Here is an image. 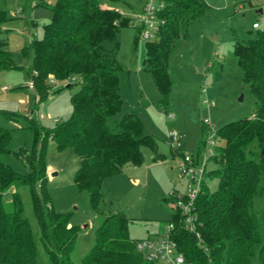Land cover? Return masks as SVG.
<instances>
[{
  "label": "trees",
  "instance_id": "1",
  "mask_svg": "<svg viewBox=\"0 0 264 264\" xmlns=\"http://www.w3.org/2000/svg\"><path fill=\"white\" fill-rule=\"evenodd\" d=\"M101 1L56 0L50 7L53 18L45 24L44 38L34 39L28 47L33 51L37 106L47 98L51 78L59 82L80 78V82L72 94L73 109L67 119L50 129L34 119L29 121L35 134L34 147L15 152L29 171L20 172L2 159L10 151L12 130L0 125V264H39L32 226L23 215L21 188L29 191L39 226L38 238L49 264H75L73 253L79 227L70 223V214L56 212L48 196L42 198L39 193L47 181L45 155L49 138L58 150L71 148L79 156L75 183L89 193L100 213L105 178L118 174L129 163L142 164L144 146L156 153L155 138L145 132L137 114L129 113L117 121V131L109 127L108 119L123 104L121 65L109 56L103 42L117 43V34L132 18ZM162 1L163 23L156 39L146 42L144 63L160 93V106L166 109L173 84L170 55L180 40L190 38L191 23L203 17L210 6L206 0ZM6 19L7 12L0 8V24ZM7 46L8 41L0 39V73L18 68ZM234 53L243 70V80L256 97L257 108L250 117L229 122L217 131L223 141L214 159L219 168L209 170L205 176L218 177V188L210 190L205 180L196 201L201 243L182 227L174 208L171 221L179 250L194 264H264V207L257 209L255 205L257 197L264 198V29L237 42ZM0 113L6 120L22 117L9 111ZM199 150L200 147L197 154ZM168 199L174 203L172 196ZM129 225L130 219L123 213L105 215L81 264H156L137 250Z\"/></svg>",
  "mask_w": 264,
  "mask_h": 264
},
{
  "label": "rangeland",
  "instance_id": "2",
  "mask_svg": "<svg viewBox=\"0 0 264 264\" xmlns=\"http://www.w3.org/2000/svg\"><path fill=\"white\" fill-rule=\"evenodd\" d=\"M162 0H158V3ZM206 14L190 25V38L180 40L169 58L172 89L166 109L160 106V93L152 73L146 68V40L139 37L140 13L146 0H102L103 4L120 9L132 18L117 34V43L105 40L103 46L110 57L121 65L119 71L121 110L108 119L117 131V121L129 113L143 121L145 132L157 143L156 153L143 147L140 165L127 164L118 174L105 178L103 213L94 208L87 191L75 183L79 156L71 149L58 150L53 139L46 145L47 181L40 187L42 198L48 196L56 212L70 214V223L79 227L73 259H81L94 243L95 230L105 215L120 212L130 219V236L138 240L162 235L172 220L174 204L168 198L187 193L189 175L181 169L184 155L203 158L205 147L210 158L207 170L219 168L215 157L223 141L216 133L215 143L204 145L208 129H218L234 120L250 117L257 108L256 97L243 80V70L234 53L237 42L255 36L264 29V0H206ZM56 0H0L7 19L0 24V39L8 41L16 69L0 73V110L21 114L17 120H6L0 113V125L12 130L9 152L2 159L20 172L30 170L15 154L20 148L34 147L35 134L29 128L34 119L47 129L67 119L72 112V94L78 90L80 78L70 82L48 81L47 98L36 105L37 91L33 82V51L28 48L34 39L45 36V24L53 18L51 6ZM259 9L263 13L258 12ZM254 23L259 28L253 27ZM141 68V69H140ZM73 84L71 87L67 85ZM34 86V85H33ZM61 88V89H60ZM60 89V90H59ZM172 112L174 117H169ZM208 120L209 123H206ZM176 132L173 141L169 133ZM200 147V152L197 150ZM219 178H207L210 190L218 188ZM25 209L23 215L31 223L38 247L39 264H49L39 240L38 221L30 194L21 188ZM10 193L7 198L10 199ZM257 209L264 207V198L257 197ZM52 230V227L50 228Z\"/></svg>",
  "mask_w": 264,
  "mask_h": 264
},
{
  "label": "built area",
  "instance_id": "3",
  "mask_svg": "<svg viewBox=\"0 0 264 264\" xmlns=\"http://www.w3.org/2000/svg\"><path fill=\"white\" fill-rule=\"evenodd\" d=\"M164 5L163 1L158 3V0H146V5L140 13H136L141 26L139 27V37L143 40H154L158 36L163 19L160 16V11ZM253 27L259 28L258 23H254ZM141 69V68H140ZM54 82L55 79L51 78ZM30 87H33V82ZM169 117H174L172 112L168 113ZM209 123L208 120H205ZM208 129V137L204 145L214 144L216 133ZM170 140L178 141L179 137L176 132L169 133ZM207 147L203 154V158L195 163V156L192 154L184 155L181 161V169L184 174L189 175L187 183L188 192L179 194L174 200V208L179 214L182 222V227L193 234H195L199 242H202L201 233L199 230V220L196 211V201L199 195L203 192L204 182L206 180L207 164L211 157L207 154ZM219 155V154H218ZM217 155V156H218ZM137 250L143 256L156 264H194L188 260L185 254L179 250L178 241L175 236V224L170 221L166 231L157 237H146L136 240Z\"/></svg>",
  "mask_w": 264,
  "mask_h": 264
},
{
  "label": "water",
  "instance_id": "4",
  "mask_svg": "<svg viewBox=\"0 0 264 264\" xmlns=\"http://www.w3.org/2000/svg\"><path fill=\"white\" fill-rule=\"evenodd\" d=\"M258 12H259L260 14H262V13H263V10H262V9H259Z\"/></svg>",
  "mask_w": 264,
  "mask_h": 264
},
{
  "label": "crops",
  "instance_id": "5",
  "mask_svg": "<svg viewBox=\"0 0 264 264\" xmlns=\"http://www.w3.org/2000/svg\"><path fill=\"white\" fill-rule=\"evenodd\" d=\"M104 5L108 6L109 4H104Z\"/></svg>",
  "mask_w": 264,
  "mask_h": 264
}]
</instances>
